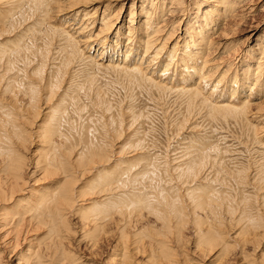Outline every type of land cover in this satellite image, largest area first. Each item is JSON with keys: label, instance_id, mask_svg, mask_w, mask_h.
Listing matches in <instances>:
<instances>
[{"label": "rangeland", "instance_id": "rangeland-1", "mask_svg": "<svg viewBox=\"0 0 264 264\" xmlns=\"http://www.w3.org/2000/svg\"><path fill=\"white\" fill-rule=\"evenodd\" d=\"M33 1L32 0H21V2L19 3L11 2V3H5L3 6H0V29L2 28L8 29V32H5L2 35H0V46L2 47L4 45L2 48H0V51L2 49L6 50L5 52L2 50L1 51L2 53L0 54L4 56L5 53H8V50L10 52L14 50L13 51L14 57H16L15 55L16 49L24 48L25 50L27 48L26 50L32 51L33 54L35 52L36 56H38L37 51L38 49L44 48L43 41L46 39V34L50 31H54V42H52V45L50 46V52L48 55L49 58L51 56L54 58V54H52L53 52L51 50L54 47H55L54 48L55 50L58 49L57 46L60 45L64 40V39H61V37L64 38V36L66 35H71L76 41H78L79 43H77V46L79 45L78 46L79 49L77 48L75 50H77L78 53H79V50L82 51L83 55L81 56L82 58L79 55L75 56L76 64L73 65V69L76 71L78 77L79 75L81 76L79 79L82 78V80H85L84 83H87L89 79H90L89 80L90 82L89 84L88 83L86 84L88 85V89H82L78 93L75 94L78 100L76 107L74 106V102L71 103L72 95L70 93L64 92L65 86L63 84H62L63 85L62 88L60 89L61 91L58 90L55 96V99L53 100L54 102L53 104L58 102L59 122L61 124L60 130H62L60 135L63 138L60 137L59 141H58V138L53 139L54 141L53 140L52 141L54 142V144H56V146L58 145L57 143H59L60 141L63 142V144H61L62 148L59 149L58 151L55 148V151H57L58 154L61 155V159L65 158L67 160H68L67 157L71 159V157L73 156L74 158L75 157L74 155H76L77 152L81 150V145L78 142L79 135L83 137L82 140L85 141V143L89 140V138H92L95 142L99 141L102 144L103 148L105 149L107 148V151L105 153L106 158L108 159L107 161L105 160L107 163L105 161L100 162L97 159H95L94 163L88 166H85V168L83 167L78 168L75 165L73 167L74 168L73 170V168L70 169L69 166H66L68 170L67 173L69 174L71 172H74V175L77 178V181L73 182L72 184V192H73L72 206L66 209V212H67L66 222L72 228L73 232L67 233L66 234L67 237L64 236L63 238L65 239L63 240L64 241L63 244H64V247L67 249V257L72 256L73 258H76L74 260V263L72 264H116V262H118L119 260L120 261L118 264L120 263L122 264H173V263L174 264L176 263L177 264H264V228L259 229L258 231L255 230L256 232L254 233L256 234L253 236V234L247 233V230H243L242 226L245 225L246 222L241 223L239 221L238 225L236 224L237 225L236 226L234 225L236 223L235 220L234 221L231 220L229 222H225L222 225V228H225V234L229 237H227L228 238L227 239L228 246L226 247L227 249L223 251L221 255H219V252H220L219 246L213 247L210 251H207L206 250L207 248L204 249L206 250V253L202 252L203 250H200L196 247L195 245L196 239L193 234L194 233L193 227H190L191 224L189 225V228H188V225H185V229L180 231L181 234L179 238H176L175 234H172V232L176 233L174 230V227L172 228L173 230L170 228L171 229L169 230L170 233H168V235L165 234L164 236L155 231V229L156 230L162 229L161 225L159 224L160 222L157 223L156 220H153L154 217H152V215L147 214V212L143 210L142 212L144 213L145 216L140 217L138 221H134L135 219L131 220V221H134L132 222V224L135 223V226L138 227L137 229L136 227H134L135 230L137 231H140V228L143 227L144 225V227L141 228V233H143L144 235L141 236V240L137 243V245H135L134 244V240H136L135 237L129 236L127 237L128 240L126 241L118 240L117 227H120V225L116 226V223L118 222L116 220L117 217L119 216L118 214L116 213L112 214L113 216L112 220L116 221V223L113 222L109 218L110 216H108V218L105 220L106 224L104 223L106 227H102V229L104 228L103 230H105L106 233L100 234V232H103V231L99 230V231L93 232L92 230L93 224L91 225L92 221H90L91 218H89V221H90L89 224H88V221L86 222V226L84 222L80 221L82 210L79 209V207H86L88 203H90L89 201L92 199V197H94V199L99 198L97 194L95 195L96 191L91 192V195L88 194V196L85 194L87 197L85 195L79 196V194L83 190L81 188L83 187V185L86 184L85 186H88L91 184L92 181H93L92 182L93 185L102 184L101 180L98 179V177L103 173V170L112 171L115 169V170H119L118 172H122L123 169L126 168L128 163H133V162L139 163L141 161L144 163V160L145 161L151 160L153 164L156 165L159 176L162 179L160 183L156 184L155 190H158L161 192L164 190L163 188H167L168 186L174 187V185L176 184L170 178L172 177V172H174L173 169H176L174 167H177L178 164L180 163L179 159L181 157L184 158L186 161H191L193 158L196 157V155L203 154V152L205 154V151H206V154H205L206 156L212 157L218 163L221 162L223 166H226L230 169H234L236 168V166L239 168L245 167L247 165L246 163L249 161V158L250 159L253 158L257 161L261 159L264 160L263 159L264 158V91L261 88L260 89L257 88L258 87L257 86L253 90L257 89L258 91L256 90L254 94L251 95L250 99L247 98L250 102H252V104L256 102H263L261 103V105H263L262 110L256 111L255 109H253L251 114L247 113L246 118L244 117L241 120L239 118L242 117V114H240V116L237 115L234 117L232 114L228 113L225 118L224 114H226L227 112L219 108L218 110L216 109L217 108L216 106H218L220 103L226 104V105L227 103H233V104L238 105L242 101L243 97H246L247 95H249L247 93H249L250 90L248 91L247 88H244V85H241L243 81L240 78L244 76L241 74L242 73L241 71L245 69V67L244 68L241 67L240 59L241 57H244L245 54H249V52L251 54L252 53L255 54L254 57H256V60L259 59L258 57L259 52L262 50V47H263L262 44L264 43L263 41L264 40V0H244L246 2V3L243 2V4H245L244 6L238 7V8L236 7L235 9H237L236 10L237 15L234 18H232L231 19L232 21H230V24L226 26L227 30L224 32L226 34H221L220 32L221 29L212 31V30L207 29L206 26L203 27V30H208V32L207 31L205 32L209 33V34H206V36L208 40L211 39L210 41L211 43L214 42L216 45L215 41H218V42H221L223 45L220 47L218 46L216 47L214 45L213 47L215 48L214 49L215 52L213 51L211 56H209L210 52L209 54H207V53H204V50L203 52L201 51L200 58L202 57L205 58L207 54L206 59L208 60L210 59L211 61L215 62L218 59L219 62H223V64L225 65L230 64L229 67L231 69L229 70V72L234 73V71L236 70L237 74H239L240 72L239 74L240 76L238 77L239 80L235 86L236 92L234 94L233 93L231 94L230 89L234 88V86L231 87L229 83L226 84L228 86L225 85L227 88L221 84V88H223L225 91L218 90V92H216L217 91L216 90V91H213L212 93L211 92L212 89L210 86H207L208 91L205 89L201 90V88L197 86L198 82H196L197 81L196 76L192 75L191 79L189 81L184 82L183 85L185 87L190 86L191 88H194L195 86L199 87L200 96L198 98H195L194 96H192L191 100L194 99V101L189 100V94H186V95L183 94L182 96L181 93L174 92L172 90H169V91L160 90V89L157 90L153 86L154 81H159V83L161 85L163 84L167 89L171 86V84H172L171 86L172 89H175L176 88L175 86L177 87L183 86L181 83L182 77L181 75H179L180 72H178L179 69H177L174 73H172V69H171L173 67L172 64L166 67L167 70L166 69L164 70L163 67L157 66L156 65L157 63L150 65L147 63V60L146 61L140 60V57L142 55V50H143L142 47L144 46V42L146 39L144 35L145 29L143 28L144 24L142 23L144 16L137 14L135 16L136 22L132 23L131 25L128 21L129 19L128 11L131 10L132 8L133 11L138 13L140 8L149 9L151 0H83V1L82 0H73V1L72 0L71 1L62 0V2H60L61 4L58 3L59 5H56L57 7L53 6L54 2L53 4H51L52 8L49 9V13L47 14L49 19H45V22L48 20L46 23L42 22L43 8H41V6H37V7L35 6V9H39V13L36 14L35 18H32V16L34 15L33 13H31L32 11L31 6L34 7V5H32ZM155 1H158V0H155ZM196 1L197 0H189L188 2L187 1L185 2V5L183 7L185 11L183 12V15L178 11H175L172 15H167L168 11L163 12V17L167 16L165 20L166 26H164L165 28L162 31L163 33H165V35H167L169 32V29H171L169 27L171 23H173V25L175 24L174 22L180 23L178 26V30H176L170 37V40L171 41L173 40V42L176 41L179 44V46L183 44L182 42H184L185 35H183L184 34L183 30L185 29V26L190 25L189 23H192V24L194 23L193 16L195 15L194 6H195ZM198 1H202L201 7H200L201 9L202 8L205 9V7L209 5V3L210 5H215L213 4V2H210L211 0H198ZM106 3H110V6H111L106 11V13H108L107 17L109 16V14L111 15L109 17H112V15L114 14L113 11H115V9H118V8H120L121 13H119L120 16L118 18V21L111 22L112 27L109 30H107L106 33L103 32V34L100 35V38H102V36L103 38H105L104 44H103L105 46L104 47L100 45V42H98L99 39H96L93 37L96 31L99 30L98 28H100V25L102 26L100 15L102 14L101 12H102L103 6H105L104 4ZM169 4L171 3L169 2V0H167L166 1L167 7L169 6ZM74 5L75 7H73ZM169 8L177 10L176 4H172L171 7ZM59 10H60V13H59ZM92 10L95 13L93 24L90 23L91 20H89L88 22L82 21V18L84 17L83 14H85L86 12L89 13ZM240 15H242L243 17H241ZM36 20L38 21L39 24L37 23ZM40 22H41V25H40ZM85 22L86 24H89V25L86 27L85 31H82L81 29L82 26L83 25L86 26ZM187 22L188 24L186 25ZM36 24H38L39 26ZM129 25H131V27L140 25L139 27L141 28V31L138 32L135 35V37H132V40L129 39L128 41L127 40V37H128L127 36V33H128L127 26ZM49 26L51 30L47 29L49 28ZM192 26H194V24ZM118 29H120L118 32L119 36H116V31H118ZM40 30L43 33L46 32V34L43 35V33H41ZM60 31L61 33H59ZM147 33H150V31L148 30ZM87 34H92L91 35L92 38L88 40V43L84 42L85 38L87 37ZM161 35L162 33L158 37H160ZM18 38H21L22 40ZM259 38H262L263 40H261L260 42L258 41ZM8 40H12V41H8ZM114 40L116 41L114 42ZM17 42H21V44H15ZM131 42L134 43L133 45L130 46L132 47V51L134 53L131 51L133 55H130L129 59H127L128 62L130 61L133 62V65H130L129 67L134 68L135 66L134 64H136L134 62L137 61V63L139 64V62L141 61L142 64L140 65L141 68L139 69H141V71L143 70L142 71L143 76L145 74V76L142 77L141 75H138L136 73V76H134L136 77V80L133 78V75H135V73L134 74L131 73L130 75V73L128 72L124 73L123 72L124 70L120 69L122 68V65L120 66L119 70L115 72L112 69L107 68V67H111L113 63L117 64V63L123 62V57H124L123 51L125 48L129 46L125 44H130ZM156 42H158V40ZM23 43H26L25 47H21ZM170 43L172 45V42ZM5 44L7 45V47H5ZM14 44L16 45L15 49L13 48ZM160 55L161 56H159V58H164L165 56L164 51H162ZM9 57L12 58V55L9 54ZM98 57L101 59L98 60ZM78 58L79 60H77ZM220 58H221V61H220ZM97 60L102 61L103 65L106 67L104 66L100 67L99 66L100 62H98ZM193 61H191L189 64L191 65L194 64ZM167 62L168 60H166V63ZM16 63H19V62L16 61ZM98 67L100 68L98 69ZM135 67H137V64ZM122 69H125V68H122ZM251 69L252 70H250L249 72L250 78H252V76L254 75L252 72L253 68ZM30 70L29 72L31 73L32 71ZM90 70L91 71L93 70V73L92 72L90 73ZM126 70H129V68ZM87 72H89V75ZM116 72H118V74H115ZM229 72L228 74L231 77V74ZM126 73H128L127 79H125L127 77ZM217 74L215 76H217L218 78L220 76V73L218 72ZM85 75L87 76V79ZM129 77H132V78L130 79ZM147 77H151V79L154 78L153 82L149 81ZM28 78L30 80H34L32 79L31 75H29ZM149 82H151L152 85ZM140 83H143L144 85ZM146 83L147 84L149 83V84L145 85ZM99 92L102 93L101 96ZM208 92H210L209 93L211 95L210 98L212 99L210 98L206 99V100H210V103L209 101H206V103L208 102V105H206L204 108V105H203L204 103L202 101L205 100L203 99L205 95L208 96ZM218 93L219 94L221 93V95H219ZM60 94H63V95H60ZM201 94L203 95L201 96ZM3 97L4 98L2 99L3 101L2 105L9 104L12 97L8 93L5 94ZM7 101L8 103H6ZM191 102L192 103L194 102V104H190ZM78 105L83 106L84 108L78 107ZM41 107L43 108L39 110H42L41 112L45 115L49 107L47 108V105L45 104H41ZM55 107L56 106H54L52 109H55ZM72 109L75 110V112L71 113L70 110ZM62 110L64 111L67 110L70 112L64 113L62 112ZM24 111L26 110L24 109L23 112ZM191 112L192 113L194 112V113L192 114ZM213 115H214V118H213ZM183 117L188 118L186 124L183 123L184 121V119H182ZM22 124L24 126L25 122L22 121ZM36 124H38V121ZM24 127L25 129H27L28 127V130L33 131V132H35V129H36L34 128L33 124H26V126ZM246 128L249 130H247ZM57 137L59 136L57 135ZM26 139L27 141L25 143L23 142L24 144H26V147L25 145L23 147V145H20L14 139L12 140L15 142V143L13 142V144L17 146V149H20L19 150L20 153L24 155V157H26L24 161H25V165L26 164L27 165L24 166V168H22L23 173H24L22 177L24 178V180H26L25 184L26 182L28 183L26 185L25 184L23 185L22 187L23 190L21 192L17 191L18 192L17 195H22L24 199L27 198L29 193L31 194V191L26 190L28 188L29 190L31 189L35 191V193H32V194H36L37 191L39 192L40 190H42V187H50L51 189H53L56 186V184L58 185V183L63 182L64 180V176H62L60 172H58V174L53 175L51 177H45L41 173L40 167L42 164L40 165L38 164L40 167L38 166L39 168L37 167L35 168L34 159H36L35 158L36 155H40L44 150L42 147V142H40L36 138H33V136H31L30 139L28 137ZM137 140L138 141L141 140L140 141L141 143L144 142L143 145L142 146L139 145V142ZM71 143L72 145H75L76 147H74L73 152L69 155L66 152L70 150ZM214 144L216 148L213 146ZM195 145L197 146L193 147ZM43 146L45 145L43 144ZM135 148H138L137 151H132ZM200 148H205V150L204 149L201 150ZM64 150L65 152H62ZM126 150L128 151V153ZM21 151L22 152L24 151V152L22 153ZM113 153L116 155H114ZM124 153L126 154L124 155ZM165 159L167 160V162ZM48 160H52L54 161V163H58L59 161L56 158H54V156H52V158ZM167 163H168V166H167ZM0 165H2V163ZM8 165L9 164L2 165V166L8 167ZM164 166H166V168ZM3 169L4 167L2 168V170ZM4 171L7 172L6 170H3V172ZM3 172H0V180L2 177V181L3 179H6L5 176L7 175L6 173L4 174ZM10 172L11 170L9 171V173ZM2 173L5 176H1ZM114 175L115 177L119 176L117 175L116 172ZM53 179L55 180L59 179L60 181H58V183H55V182L49 183V181ZM35 181H37L38 184L35 183ZM198 182H200V180ZM198 182L196 181V183ZM90 187L91 186L86 187V188H90ZM233 187L234 188L232 189H234V191L224 190V193L227 194L229 198L236 200V202L238 203H241L239 205L240 207H242L243 203L248 205V203L244 202L246 197H247L246 198V201H247V199H250L252 198V196H255L256 193H258L257 195H264V188H262V190H259L258 189L259 187H257L255 184H252L250 181L248 183L245 182L243 184H239L238 186L239 188L237 187V189L235 185H233ZM123 189H126V190L128 189V191L130 192L129 183H127L126 187H123ZM92 193L94 194L93 196H92ZM116 193L118 194V192ZM19 198H20L19 196H16L15 200L11 202L12 207L10 208V211H13V209L15 208L16 209L19 208L18 211L21 212L24 205H29L27 200L25 201ZM18 201H21L19 202L20 205L18 207H15ZM8 207L10 206L5 205L3 208L6 211V209H9ZM252 208H254V206H252ZM245 213H248V209H246ZM253 213L254 212L251 211L246 216L251 217ZM2 221L3 220H0V223L6 222V220L3 222ZM139 224L142 226L140 227ZM240 224H243V225H240ZM130 225L131 224L126 225L125 226L126 229L129 228ZM3 226L4 225L0 226V229L2 227V229L0 230V249L2 250V251L0 250L1 261L4 260L2 262H4L5 264L6 263L7 264H23V263L25 264L26 261L21 262V260H18L16 258V255L13 254L14 252H12L13 247H11L10 246L11 244L8 243V240L11 238V236H13L12 232L9 234L6 233L4 235L6 230L8 229L11 230V226H6V227L5 226L3 227ZM25 227H27V223ZM28 228L29 229L26 231V233L24 232L25 234L24 233L22 234V236H25V240L20 241V245L18 249L21 251L26 250L28 252V248H30L29 251H33L34 249L37 248L36 246H39L38 244L36 245L37 240L41 241V239L43 240V238L46 236L45 232L47 229L45 226L39 225L34 228L33 226H29ZM131 228L132 229L129 228L128 230H126L127 231L126 233H128V235H130L132 233V230H134L133 227ZM222 228H220V231ZM236 229H239V231ZM246 229H247V226H246ZM248 229L250 228L248 227ZM239 232H241L240 233L241 236L240 234H238ZM148 236L154 239H150L148 238ZM173 236L175 238H173ZM252 238H254V240ZM256 238H258V240ZM158 241H162L164 244H166V246H168V249L170 250L169 254L171 255V257L165 256L167 258L163 257L162 259H160L162 257L161 256L162 254H160L161 252L159 251V246H157ZM43 242H46V244H48L49 242L48 238H45ZM42 247L45 248V244L41 246L39 249H41ZM44 248L42 249L44 250ZM123 250H125L126 252V257L124 260H121V258L119 257H121L120 255ZM174 254L175 256L172 259L173 260L172 261L171 258ZM30 256H32V253ZM174 260L175 261L178 260V261L174 262ZM30 261H31V257L27 264H29Z\"/></svg>", "mask_w": 264, "mask_h": 264}, {"label": "bare ground", "instance_id": "bare-ground-1", "mask_svg": "<svg viewBox=\"0 0 264 264\" xmlns=\"http://www.w3.org/2000/svg\"><path fill=\"white\" fill-rule=\"evenodd\" d=\"M166 1L167 0H158V1L151 0L150 5H149V9L148 8L147 9L140 8L138 13L133 11L132 8H131V10L128 11L129 12L128 21L131 25H132V23L136 22L135 16L137 14L144 16L142 23L144 24L143 28L145 29L144 35H145L146 39L144 42V46L142 47L143 50H142V55L140 57V60H143V61L147 60V63L150 65L157 63L156 65L159 67H163L164 70L166 69V67H168V65L172 64V66H173L171 68L172 73H174L177 69H179L178 72H180L179 75H181V77H182V79H181L182 85L184 84V82L189 81L193 75V76H196V79H197L196 82H198L197 86H199L201 88V90L205 89L208 91L207 86H210L212 89V91H211L212 93H213V91H216V90H217L216 92H218V90L225 91L223 88H221V84L224 87H226V86H228L226 84L229 83L231 85V87L234 86V88L230 89V93L234 94L236 92L235 86L239 80L238 77L240 76L239 75L240 72H239V74H237L236 70H235L234 73H232V72L230 73L229 72V70L231 69L229 67L230 64L225 65V64H223V62H219L218 59L216 60L218 62H216V61L214 62V61H211L210 59L209 60L206 59L207 54H209V52H210L209 56H211V54L213 53V51L215 49L213 46L215 45V43L214 42L211 43L210 42L211 39L210 40L207 39L206 34H209V33H206L205 31L208 32V30H203V27L206 26L207 29L212 30V31L217 30V29H219V30L221 29V31H220L221 34H226V33H224L227 30L226 26H228V24H230V21H232L231 19L237 15V12H236L237 9H235V8L244 6L245 4H243V2L244 3H246V2L244 0H211L210 2H213V4H215V5H210V3H209V5L207 7H205V9H203V8L201 9L200 7H201L202 1L197 0L195 2V6H194L195 7L194 8L195 9V15L193 16L194 17V23L193 24L195 27L192 26L193 25L192 23H189L190 25H187L188 22L186 23L187 26H185V29L183 30L184 31L183 35H185L184 42H182L183 44L179 46V44L176 41L175 42H173V40L171 41L170 37L176 30H178V26L180 23L174 22L175 23L174 25H173V23H171L169 26L171 29H169L168 34L165 35V33H163L162 31L165 28L164 26H166L165 20H166L167 16L163 17V12L168 11L167 15H172L175 11H178L183 15V12L185 11L183 7L185 5V2L186 1L188 2L189 0H171V1L169 0V2L171 4H169L168 7L166 5ZM11 2L19 3V2H21V0H0V6H3L5 3H11ZM53 2H54V4H53ZM60 2H62V0H34L33 4H32V5H34V7L31 6L32 7L31 13L34 14V15L32 14L33 15L32 18H35L36 14L39 13V9H35V6L36 7L41 6V8H43L42 22L46 23L48 20L45 22V19H49L47 14L49 13V9L52 8L51 4H53V6H56V5H59L58 3H60ZM87 2H89V1H87ZM172 4H176L177 10L169 8V7H171ZM104 5L105 6H103V9L101 12L102 14L100 15L101 21H102V26L100 25V28H98L99 30L96 31V33L93 37V38L99 39L98 42H100V45H102V46H104L103 44H104L105 38H103V36H102V38H100V35H102L103 32L106 33L107 30H109L112 27L111 22H117L118 21V18L120 16L119 13H121L120 8L115 9V11H113L114 14L112 15V17H109V16H111L109 14V16H108L109 18H108L107 17L108 13H106V11L111 6H110V3H106ZM61 7H63V6H61ZM73 7H75V5ZM95 9H96V7H95ZM59 13H60V10H59ZM49 15H51V14H49ZM83 16L84 17L82 18V21L88 22L89 20H91L90 23L93 24V19L95 16V13L93 12V10L89 13L86 12L85 14H83ZM240 16L243 17L242 15H240ZM112 19H113V21H112ZM86 22H85V24H86ZM37 23H38V21H37ZM38 24H36V25H38ZM40 25H41V22H40ZM88 25L89 24H86V26L83 25L81 28L82 31H85V29ZM131 25L127 26V28H128L127 40L128 41H129V39L132 40V37H135V35L141 31V28L139 27L140 25L135 26V27H131ZM47 29L51 30L50 26ZM52 29H53V27H52ZM119 30L120 29H118V31H116V36H119V33H118ZM148 30L150 31V33H147ZM5 32H8L7 28L6 29H3V28L0 29V35H2ZM50 32H48L46 34V32L43 33L41 31V33H43V35L46 34V39L44 41L42 40L44 48L38 49V51H37L38 56H36L35 52L33 54L32 51L26 50L27 48L25 50H24V48L16 49V51H15L16 57H14V52H13L14 50L12 52H10L8 50V53H5L4 56L0 54V67H1L0 68V164L1 163H2V165L9 164L8 167L0 165V172H3V170H6L8 172L7 173L4 171L3 173L4 174L6 173L7 175L5 176L2 173L3 175L1 174V176H5L6 179H3V181H2V177H1V180H0V220H3V221L6 220V222L2 221L3 223H0V226H2V225H4L5 227L11 226V230L10 229L6 230L4 235L6 233L9 234L12 232L13 236H11V238L8 240V243H10L11 245L10 244L9 245L11 247H13L12 252H14L13 254L16 255V258L18 260H21V262L26 261L25 264L28 263V261L30 260V257H31V261L29 264H72V263H74V260L76 258H73L72 256L67 257V249L64 247V244H63L64 243L63 240H65V239H63V238H64V236H66L67 233L73 232L72 228L66 222V217H67L66 209L70 208L72 206V203H73V201H72V194H73L72 184H73V182L77 181V178L74 175V172H71L69 174L67 173L68 170H67L66 166H69L70 169H72L75 165L78 168H82V167L85 168V166H88V165L94 163L95 159H97L100 162L108 160L106 158V154H105L107 151V148L106 149L103 148L102 144L99 141L95 142L92 138H89V140L85 143V141L82 140L83 137L81 135H79V137L76 135L79 139L78 142L81 145V150H79V152H77V154L74 155L75 156L74 158L72 156L71 159L69 157H67L68 160L65 158L61 159V155L58 154V152H57L59 149L62 148L61 144H63V142L60 141L61 142V143L59 142L60 145H59V143H57L58 144L57 146L53 142L54 141L53 139H56V138H58V141H59V139L61 137L60 133L62 132V130H60L61 124L59 122L58 102L53 104L54 103L53 100L55 99V96H56L58 90H60L62 88V86L64 85L65 86L64 92L70 93L72 95L71 103L74 102V106L76 107L78 100H77V96H75V94L78 93L82 89H88V85H86V84L87 83L89 84L90 79L88 78L89 80L87 81V83H84L85 80H82V78L79 79L81 76L79 75V77H78L76 71L73 69V65L76 64V60H75L76 57L75 56L79 55L81 57L83 55V53L80 50H79V53L77 50H75L77 48L79 49V47H78L79 45L77 46V43H79V42L76 41L71 35H66V36H64V38L61 37V39H64V40L60 45L57 46L58 49L55 50L54 49L55 47H54L51 50L53 52L52 54H54V58L52 56L50 58L48 57L49 52H50V46L52 45V42H54V31H50ZM59 33H61V31ZM161 33H162V35L160 37H158ZM149 34H151V35H149ZM91 35L92 34H87V37L85 38L84 42L88 43V40L90 38H92ZM148 35H149V37H148ZM216 36H218V35H216ZM18 39L22 40L21 38H18ZM157 40H158V42H156ZM261 40H263V39L262 38L258 39V41H260V42H261ZM8 41H12V40H8ZM115 41L116 40H114V42ZM170 42H172V45ZM215 42H216V45H215L216 47L217 46L220 47L223 45L221 42H218V41H215ZM11 44H9V45H11ZM15 44H21V42H17ZM15 44L13 45L14 49L16 46ZM133 44L134 43H132V42L130 44H125V45H129V46L127 48H125L123 51L124 57H123L122 63L121 62L117 63V64L113 63L111 67H107V68H110L115 72V71L119 70L120 66L122 65V68H125V69H122V68H120V69L124 70L123 71L124 73L125 72L130 73V75H131V73L132 74L135 73V75H133V78L136 80V77H134V76H136V73L138 75H141L142 77H144L145 74L143 76V74H142L143 70L141 71V69H139V68H141L140 65L142 64L141 61L139 62V64L137 63V61L134 62L137 64V67H135L136 64H134L135 65L134 68L129 67L130 65H133L132 61H130V62L127 61V59H129L130 55H133L131 53L132 47H130ZM262 45H263L262 50L259 52V56H258L259 59L256 60V57H254L255 54L254 53L251 54L250 52H249V54H245V56L241 57V59H240L241 67H243V68L245 67V69H243L241 71L242 72L241 74L244 75L240 78L243 81L241 85H244V88H247L248 91L250 90L249 93H247L249 95H247L246 97H243L242 101L238 105L233 104V103H227V105L220 103L218 106H216L217 110L219 108V109H222L225 112H227L226 114H224L225 118H226V115L228 113L232 114L234 117L237 115L240 116V114H242V117L239 118L241 120L244 117L246 118L247 113L251 114L253 109H255L256 111L262 110L263 105H261V103H263V102H256V103L252 104V102H250L248 100V99H250L251 95L254 94V92L257 90V89L253 90L257 86H258L257 88H259V89L261 88L264 91V43ZM25 46H26V43H23L21 45V47H25ZM2 47L0 46V48H2ZM5 47H7L6 44H5ZM134 47H136V46H134ZM11 48H12V46H11ZM134 50H136V49H134ZM203 50H204V53H207L206 57L200 58V53H201V51L203 52ZM1 51H0V53H2ZM3 51L5 52L6 50H3ZM162 51H164L165 56H164V58H159V56H161L163 54L162 53L160 55V53ZM9 54L12 55V58L9 57ZM201 56H203V55H201ZM221 58H220V61H221ZM1 59H3V60H1ZM100 59L101 58L98 57V60H100ZM49 60H50V62H49ZM55 60H56V62H55ZM77 60H79V58ZM166 60H168L167 63H166ZM16 61H18L22 65L19 63H16ZM191 61H193L194 64H192V65L189 64ZM250 61H251V63H250ZM98 62H100L99 63L100 67L104 66L102 61H98ZM98 62H96V63H98ZM100 67H98V69ZM104 67H106V66H104ZM128 68H129V70H126ZM251 68H253L252 72L254 74L252 76V78H250V73H249L250 70H252ZM30 69H32V70H30ZM29 70L32 72L30 73ZM81 72H82V70H81ZM81 72H79V73H81ZM91 72L93 73V70L92 71L90 70V73ZM215 72L220 73V76L218 78H217V76H215L217 74ZM228 72L231 74V77L228 74ZM87 73L89 75V72H87ZM128 73H126V75ZM115 74H118V72H116ZM29 75H31L32 79H34V80H30L28 78ZM82 75H84V74H82ZM124 76H125V74H124ZM127 78H128V75L125 79H127ZM129 78L131 79L132 77H129ZM86 79H87V76H86ZM147 79L151 82H153V80H154V78L151 79V77H147ZM215 79H217V80H215ZM151 82H149V83L151 84ZM143 83H145V82H143ZM143 83H140V84H143ZM148 84L146 83L145 85H148ZM203 85H204V87H203ZM153 86L157 90L158 89L168 90V91L172 90L174 92L181 93L182 96H183V94H185V95L189 94V100L190 101H194V99L191 100L192 96H194L195 98H198L200 96L199 95V92H200L199 87H197V86H195L194 88H191L190 86L185 87L183 85V86H178V87L175 86L176 88L172 89V87H171L172 84H171V86L167 89L163 84L161 85L159 83V81H154ZM7 93L12 98H11L9 104H6L7 105L6 106V105H2V103H3L2 99L4 98L3 96ZM61 93H63V92H61ZM209 93L210 92H208V96L205 95L203 98V99H205L202 101L204 103L203 104L204 108L206 105H208V102L206 103V101H209V103H210V100H206V99L210 98V96H211ZM230 93H228V94H230ZM58 95H59V93H58ZM60 95H63V94H60ZM101 95H102V93H100V96ZM202 95L203 94H201V96ZM219 95H221V93ZM97 96H99V95H97ZM214 96H215V94H214ZM20 97H21V99H20ZM100 98H102V97H100ZM24 99H25V101H24ZM183 99H184V97H183ZM210 99H212V98H210ZM5 101H6V99H5ZM23 101H24V103H23ZM6 103H8V101ZM41 104L47 105V108L49 107L48 111L45 115L41 112L42 110H39V109L43 108V107H41ZM190 104H194V102L193 103L191 102ZM54 106H56L55 109H52ZM192 106H194V105H192ZM78 107L82 108L83 106L78 105ZM114 107H116V106H114ZM188 107H189V105H188ZM24 109L27 112L26 111L23 112ZM70 111H71V113L75 112V110H73V109ZM70 111L62 110V112H64V113H69ZM120 111H121V109H120ZM25 113H27V114H25ZM44 113H45V111H44ZM42 114H43V116H42ZM116 116H117V114H116ZM111 118H112V116H111ZM213 118H214V115H213ZM62 119H63V117H62ZM182 119H184L183 123L186 124L188 118L183 117ZM22 121L25 122L24 126H26V124H33L34 128H36L35 132L28 130V127L30 125L27 127V129H25V127L23 126L24 123L22 124ZM37 121H38V124H36ZM247 130H249V129H247ZM107 132H109V131H107ZM94 133H96V132H94ZM57 135L59 137H57ZM31 136H33V138H36L40 142H42V147L44 149L43 152L40 155H36V157H35L36 159H34L35 160V165H34L35 168L36 167L39 168L40 167L39 165L42 164L40 167L41 173L45 177H51L53 175L58 174V172H60L62 174V176H64V180H63V182H60V183H58V181H60L59 179H57V180L53 179V180L49 181V183L55 182V183H58V185L56 184V186L53 189H51L50 187H42V190H40L39 192L37 191L38 194L37 193L32 194V193H35V191L31 190V189L29 190V188H28L26 190L31 191V194L29 193L27 198L24 199L22 197V195H17V194H18V192H21L23 190L22 187L26 181L22 177L24 174L22 168H24V166L27 165V164L25 165V161H24L26 157H24V155H22L20 153V151H19L20 149H17V146L13 144L14 141H12V140L14 139L20 145H23V147L25 145V147H26V144H24L27 141L26 138L28 137L30 139ZM61 138H63V137H61ZM140 141H138L139 145L142 146L144 142L141 143ZM43 144L45 146H43ZM53 144H54V146H53ZM203 145H202V147H203ZM209 145H211V144H209ZM52 146H53V148H52ZM196 146L197 145H195L193 147H196ZM213 146L215 147V144ZM70 147H71L70 150L66 152L69 155L73 152V149L76 146L72 145V143H71ZM55 148L57 151H55ZM138 148H135L132 151H137ZM200 149L205 150V148H200ZM21 150H23V149H21ZM117 151H118V149H117ZM50 152H51V154H50ZM62 152H65V150ZM153 152H155V151H153ZM115 153H117V152H115ZM127 153H128V151H127ZM125 154L126 153H124V155ZM205 154H206V151H205ZM205 154H204V152H203V154H198L191 161H186L184 158L181 157L179 159L180 163L178 162L179 163L178 166L174 167L176 169H173L174 172H172V177L170 178L176 184L174 185V187L168 186L167 188H163L164 190L161 192L158 190H155L156 184L160 183V181L162 179L159 176L158 169L156 168V165H154L151 160L150 161L144 160V163L142 161L139 163L138 162L128 163L126 168L124 167L125 165L123 166L125 169H123L122 172H118L119 170H115V169L112 171L103 170V173L100 176L98 175L99 176L98 179L101 180L102 184L93 185L92 184L93 181H92L90 185L85 186L86 185L85 184V185H83V187H81L83 190L81 191L79 196H84L85 194L88 196V194L91 195V192L96 191L95 195L97 194V196L99 198L94 199V197H92V199L89 201L90 203H88V205L86 207H79V209L82 210V214L80 216V221L84 222L85 226H86L87 221H88V224L90 221H92L91 225L93 224V229H92L93 232L101 230L103 232H100V234L101 233L104 234V233H106V231L103 230L104 228L102 229V227H106L105 226V224H106L105 220L108 218V216H110L109 218L112 220L113 219L112 214L116 213L119 215L116 219L118 221L117 222L118 224L116 223V221H113V220L112 221L116 223V226L120 225V227H117L118 240L119 241L120 240L126 241V240H128L127 237H129V236L135 237L136 240H134V244L137 245V243L141 240V236L144 235L143 233H141V228H143L144 225H143V227H141L142 225L139 224L141 228H140V231H137L134 228V227H136L135 223H133L134 224L133 225L132 222L138 221V219H140V217L145 216L144 213L142 212L144 210L147 212V214H150V215H152V217H154L153 220H156L157 223L160 222L159 224L161 225L162 229H157V230L155 229V231L158 232L159 234L164 235V236H165V234L168 235V233H170L169 230H171L174 227V230L176 233L172 232V234H175V237L179 238L180 234H181L180 231L185 229V225H188V228H189V225L191 224L190 227H193V230H194L193 234H194V237L196 239V244H195L196 247L200 250H203L202 252L206 253V250L210 251L213 247L219 246L220 247L219 255H221V253L223 251H225L227 249L226 247L228 246V241H227L228 238L227 237H229V236H227L225 234V228H222V225L225 222L235 220L236 223L235 224L233 223L234 225H236V224L238 225L239 221L241 223L246 222L245 225H243L244 223L240 224V225H243L242 226L243 230H247V233L253 234V236L256 234L254 232L258 231L259 229L264 228V218H262V217H264V195H257L258 193L255 192L256 195L252 196V198L247 199V201H246L247 197L245 198L244 202L248 203V205L243 203L242 207H240L239 205L241 203H238V202H236V200L229 198L228 195L224 193V190L234 191V189H232V188H234L233 185H235V187L237 189L239 184H243L245 182L248 183L249 181L252 184H255L257 187H259L258 188L259 190H262V188H264V160L261 159V160L257 161L253 158L252 159L249 158L248 162L246 160L247 165L245 167L239 168L236 166V168L230 169L226 166H223V164L221 162L218 163L212 157L206 156ZM114 155H116V154H114ZM52 156H54V158L59 160L58 163H54V161L48 160V159L52 158ZM245 157H247V156H245ZM153 158H155V157H153ZM243 159H245V158H243ZM166 162H167V160H166ZM241 164H243V163H241ZM167 166H168V163H167ZM3 167H4V169L2 170ZM164 167L166 168V166H164ZM10 170H11V172L9 173ZM73 170H74V168H73ZM115 172L117 173V175H119L118 177H115V175H114ZM94 177H96V176H94ZM36 179H38V178H36ZM36 179H34V180H36ZM89 179H90V177H89ZM199 180H200V182H198ZM79 181H81V180H79ZM196 181L198 183H196ZM27 183L28 182H26V184ZM35 183H37V181H35ZM127 183H129V186H130V192L128 191V189L127 190L123 189V187H126ZM32 184H34V183H32ZM89 186H91V187L86 188ZM158 189H159V187H158ZM24 190H25V188H24ZM116 192H118V194ZM172 194L173 195L176 194V195L173 196ZM93 195L94 194L92 193V196ZM16 196H19L20 197L19 199H23L25 201L27 200V202L29 203V205H24L21 212L18 211L19 208H17V209L15 208V209H13V211H10V208L12 207L11 202H13L15 200ZM234 198H235V196H234ZM19 202H21V201H18V203H16L15 207H18L20 205ZM241 202H243V201H241ZM5 205L10 206V207H8L9 209H6V211L3 208ZM250 205L254 206V208H252V206H250ZM246 209H248V213L251 211L254 212L253 215H251V217L246 216L248 214V213H245ZM9 211H10V213H9ZM89 218H91L90 221H89ZM115 218H116V216H115ZM133 219H135V220L131 221ZM26 223H27V227H25ZM47 223H49V224H47ZM129 224H131L129 227L130 229H132L131 227L134 228V230H132V233L130 235H128V233H126L127 232L126 230H128L129 228L126 229V227H125L126 225H129ZM229 224H231V223H229ZM39 225L45 226L47 229L45 232L46 236L43 238V240L45 238H48V241H49L48 244H46V242H43L42 239H41V241L37 240V243H36V245L38 244L40 247L45 244V248L42 247V248H44V250L42 248L39 249L40 248L39 246H36L37 248L34 249L33 251H29L30 248H28V252L26 250L25 251L19 250L18 248L20 245V241L25 240V236H22V234L24 232L26 233V231L29 229L28 228L29 226H33V228H34V227H37ZM58 225H60V226H58ZM227 226H228V224H227ZM246 226H247V229H246ZM175 227H177V228H175ZM248 227L250 229H248ZM137 228L138 227H136V229ZM220 228H222L224 230L221 229V231H220ZM231 228H233V227H231ZM234 228H236V227H234ZM1 229H2V227H1ZM92 230H91V232H92ZM236 230L239 231V229H236ZM60 231H62V232H60ZM240 233L241 232H239L238 234H240ZM53 234H54V236H53ZM244 234H245V232H244ZM258 235H256V236H258ZM240 236H241V234H240ZM175 237L173 236V238H175ZM148 238L154 239L150 236H148ZM254 238H252V239L254 240ZM18 239H19V241H18ZM256 239L258 240V238H256ZM248 241H250V240H248ZM255 241H254V243H255ZM49 246H50V248H49ZM157 246H159V251L161 252L160 254H162L161 255L162 257L160 259H162L163 257L164 258L171 257V255L169 254L170 250L168 249V246H166V244H164L162 241H158ZM204 249H206V250H204ZM31 253H32V256H30ZM175 254L172 256L171 260L174 258ZM120 256L121 257H119V258H121V260L125 259V257H126L125 250L122 251ZM165 256H167V257H165ZM247 259H248V257H247ZM2 261H4V260H2ZM2 261L0 259V264H5ZM119 261L116 262V264H118ZM177 261L174 260V262H177ZM255 261H256V259H255ZM167 263H168V261H167ZM120 264H122V263H120Z\"/></svg>", "mask_w": 264, "mask_h": 264}]
</instances>
